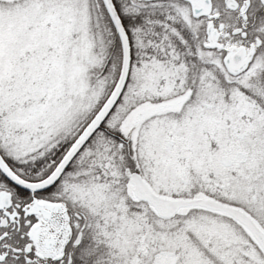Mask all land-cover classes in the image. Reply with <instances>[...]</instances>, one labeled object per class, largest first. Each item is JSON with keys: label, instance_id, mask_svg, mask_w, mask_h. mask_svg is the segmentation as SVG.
<instances>
[{"label": "snow or ice", "instance_id": "obj_1", "mask_svg": "<svg viewBox=\"0 0 264 264\" xmlns=\"http://www.w3.org/2000/svg\"><path fill=\"white\" fill-rule=\"evenodd\" d=\"M0 264H264V0H0Z\"/></svg>", "mask_w": 264, "mask_h": 264}]
</instances>
